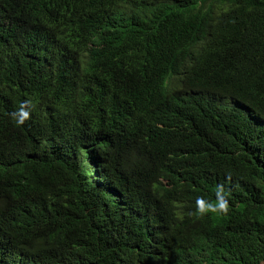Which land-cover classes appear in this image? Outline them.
<instances>
[{
    "label": "trees",
    "instance_id": "trees-1",
    "mask_svg": "<svg viewBox=\"0 0 264 264\" xmlns=\"http://www.w3.org/2000/svg\"><path fill=\"white\" fill-rule=\"evenodd\" d=\"M0 264H264V0H0Z\"/></svg>",
    "mask_w": 264,
    "mask_h": 264
},
{
    "label": "clouds",
    "instance_id": "clouds-1",
    "mask_svg": "<svg viewBox=\"0 0 264 264\" xmlns=\"http://www.w3.org/2000/svg\"><path fill=\"white\" fill-rule=\"evenodd\" d=\"M220 208L224 209L225 211H227V202L225 201L223 204L220 205ZM209 209L212 211H215L216 209L214 207H212L211 205H209ZM207 209H201V211H206Z\"/></svg>",
    "mask_w": 264,
    "mask_h": 264
}]
</instances>
